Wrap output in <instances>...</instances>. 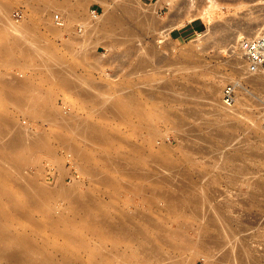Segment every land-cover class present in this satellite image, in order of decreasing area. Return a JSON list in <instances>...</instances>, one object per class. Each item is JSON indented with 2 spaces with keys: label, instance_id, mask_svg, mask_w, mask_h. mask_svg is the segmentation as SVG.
I'll list each match as a JSON object with an SVG mask.
<instances>
[{
  "label": "rangeland",
  "instance_id": "obj_1",
  "mask_svg": "<svg viewBox=\"0 0 264 264\" xmlns=\"http://www.w3.org/2000/svg\"><path fill=\"white\" fill-rule=\"evenodd\" d=\"M158 3L0 0V264H264V0Z\"/></svg>",
  "mask_w": 264,
  "mask_h": 264
},
{
  "label": "bare ground",
  "instance_id": "obj_2",
  "mask_svg": "<svg viewBox=\"0 0 264 264\" xmlns=\"http://www.w3.org/2000/svg\"><path fill=\"white\" fill-rule=\"evenodd\" d=\"M156 1V0H155ZM187 1V0H186ZM185 2V1H184ZM48 3V2H47ZM157 3H158V0H157ZM159 3H160V0H159ZM158 3V4H159ZM46 4V3H45ZM184 4V3H183ZM50 7H52V8H59L60 10H62L60 7H58V5H56V4H52L51 2H50V4H47V5H45V8L46 9H49ZM174 7V6H173ZM58 9V10H59ZM59 10V11H60ZM63 11V10H62ZM63 13V12H62ZM141 13V12H140ZM141 15V14H140ZM74 16H75V18H77V14L75 15L74 14ZM106 20V19H105ZM100 21H103V20H100ZM114 21V20H113ZM97 22V21H96ZM105 22V21H104ZM100 22H98V24H99ZM101 23H103V22H101ZM98 24H97V26H98ZM101 25H103V24H101ZM100 25V26H101ZM106 25V24H105ZM104 25V26H105ZM107 25H108V23H107ZM97 26H95L94 25V28H95V30H96V28H98ZM172 27H173V25H172ZM99 28H101V27H99ZM105 28V27H104ZM170 28V27H169ZM248 28V27H247ZM103 29V28H102ZM249 29V28H248ZM250 30H251V28H250ZM247 31V30H246ZM32 47V46H31ZM37 48V46H35V47H32V48H30V47H27V50L29 51V49H33L34 51H35V49ZM39 48V47H38ZM37 48V49H38ZM39 51V50H38ZM37 51V52H38ZM232 62V68H233V70H235V71H238V72H243V70L244 71H246L247 72V76H249V77H251L254 81H255V84L256 85H258V87L260 88V89H264V73L263 72H260V71H256V72H253V71H250L249 70V68H248V66H247V63H245V64H243V62L241 61V60H239V59H237V58H235L233 61H231ZM235 83H236V85H238L239 86V89L241 90V92H242V94L245 96L246 94H252V91H250L251 89H249L246 85H245V83L243 82V81H241V80H237V81H235ZM213 84V90L211 91V92H209L208 93V96H207V98H208V100L209 101H211V102H213L214 100H215V94H216V92H218V86H217V84L216 83H212ZM212 86V85H211ZM238 86H237V88H238ZM76 87V86H75ZM73 89V88H72ZM76 89V88H75ZM239 94H241V93H239ZM254 94H256V93H254ZM253 95V94H252ZM247 96V95H246ZM20 101V100H19ZM18 101V102H19ZM21 104V103H20ZM19 103H18V105H20ZM24 103H22L21 105H23ZM20 105V106H21ZM26 105V104H25ZM19 106V107H20ZM24 106V105H23ZM23 106H21V108L23 107ZM27 106V105H26ZM25 106V107H26ZM232 106H234V105H232ZM232 106H227L226 105V110L225 111H222V112H219V114L221 113V114H223V115H227V114H230L229 112H230V108L232 107ZM24 107V108H25ZM19 129V128H18ZM21 129V128H20ZM16 130V129H15ZM14 130V131H15ZM16 132V131H15ZM12 135L13 136H9L8 135V140H6V142H8V144H7V147H9L10 149H13V150H15V149H19V148H21L22 146L24 147V148H30L31 149V147H32V149H34L33 148V145L35 144H33V142L31 141V139L33 138H31V139H29V136L27 137V136H25V134L23 133V129H22V132L21 131H18L17 133H16V135H15V133L13 132L12 133ZM29 135V134H28ZM35 136H37V135H35ZM264 136V135H263ZM30 137H31V135H30ZM7 138V136L5 137V139ZM41 138V137H40ZM262 139H263V137H261ZM34 139V138H33ZM32 139V140H33ZM37 140V139H36ZM34 141H35V139H34ZM38 141L39 140H37V143H38ZM41 141H42V139H41ZM40 142V141H39ZM37 146V145H36ZM22 147V148H23ZM25 150V149H24ZM29 151H31V150H29ZM17 166V164L16 165H14V167H16ZM17 168V167H16ZM15 168V169H16ZM17 170V169H16ZM61 192V191H60ZM59 192V193H60ZM61 194H62V192H61ZM64 195V194H63ZM76 196V195H75ZM74 196V197H75ZM73 197V198H74ZM72 198V199H73ZM76 198H78L79 199V197H77L76 196ZM76 198H74L73 199V202L75 203V199ZM80 200V199H79ZM77 203H79V202H77ZM77 205V204H76ZM79 205L80 206H82V204L80 203V204H78V207H79ZM77 207V208H78ZM84 207V206H83ZM83 207L81 208L82 210H83ZM76 208V209H77ZM78 210H80V209H78ZM87 210V209H86ZM75 211H77V210H75ZM83 211H85V207H84V210ZM79 213V212H78ZM107 221V220H106ZM1 223V222H0ZM108 223H110L109 221H108ZM103 224V223H102ZM113 224H115V223H112L111 222V226H113ZM120 224V223H119ZM109 226H110V224H109ZM128 231H130V230H128ZM131 232V231H130ZM130 232H128V233H130ZM131 234V233H130ZM132 234H133V232H132ZM21 251H22V249H21V247L19 246V245H17V247L16 248H13V250L11 251H9L8 249H6V250H4V248H1L0 247V256H1V258H6V259H8V258H11V257H15V258H19V256H20V254H21Z\"/></svg>",
  "mask_w": 264,
  "mask_h": 264
},
{
  "label": "built area",
  "instance_id": "obj_3",
  "mask_svg": "<svg viewBox=\"0 0 264 264\" xmlns=\"http://www.w3.org/2000/svg\"><path fill=\"white\" fill-rule=\"evenodd\" d=\"M94 16L97 14L93 10ZM60 20L59 15H56ZM58 23H61L58 21ZM238 48L245 58L250 71H260L264 73V32H259L251 36H243L239 40ZM236 84H227L223 89V101L227 106H232L236 101Z\"/></svg>",
  "mask_w": 264,
  "mask_h": 264
}]
</instances>
